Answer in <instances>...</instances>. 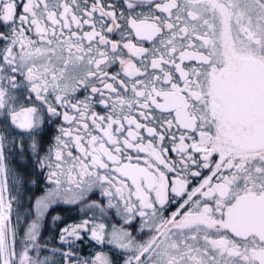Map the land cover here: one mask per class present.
<instances>
[{"label": "snow or ice", "instance_id": "1", "mask_svg": "<svg viewBox=\"0 0 264 264\" xmlns=\"http://www.w3.org/2000/svg\"><path fill=\"white\" fill-rule=\"evenodd\" d=\"M0 264H264V0H0Z\"/></svg>", "mask_w": 264, "mask_h": 264}]
</instances>
